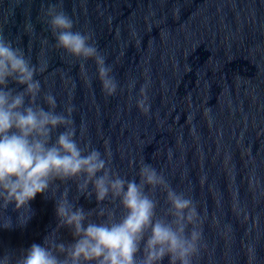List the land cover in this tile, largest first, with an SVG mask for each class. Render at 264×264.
Here are the masks:
<instances>
[{"label":"water","instance_id":"95a60500","mask_svg":"<svg viewBox=\"0 0 264 264\" xmlns=\"http://www.w3.org/2000/svg\"><path fill=\"white\" fill-rule=\"evenodd\" d=\"M52 5L73 20L72 31L93 34L117 81L114 95L101 90L93 59L84 62L86 79L80 59L55 46ZM0 35L45 65L34 76L37 103L48 110L50 93L56 112L73 106L81 147L102 158L110 151L108 166L125 179L138 182L149 164L196 204L202 246L193 264H264V0H0ZM142 87L147 114L136 104ZM53 185L29 201L24 224L23 209L0 210V257L46 246L54 229L57 242H74L69 227L57 229V199L67 189L69 201L89 211L95 194L78 193L73 180ZM165 195L152 194L158 215L168 207Z\"/></svg>","mask_w":264,"mask_h":264},{"label":"clouds","instance_id":"9594fccd","mask_svg":"<svg viewBox=\"0 0 264 264\" xmlns=\"http://www.w3.org/2000/svg\"><path fill=\"white\" fill-rule=\"evenodd\" d=\"M47 15L55 46L80 59L86 79L84 62L93 59L101 90L107 96L114 95L117 81L93 34L72 31L73 20L55 5ZM44 68L33 65L21 48L0 35V210L13 204L14 210L23 209L19 223H26L29 201L48 191L56 180H73L78 193H94L97 208L85 211L75 206L65 189L56 203L57 229L69 227L74 242H57L54 229L44 239L46 246L33 243L14 260L9 254L0 257V264H160L166 256L168 264H193L202 246H198L202 232L196 204L173 190L149 164L141 165L137 182L108 166L110 151L106 150L102 158L98 150H89V145L81 147L74 139V107L56 112V100L50 93L43 95L48 110L37 103L41 85L34 76ZM10 82L23 85V90L9 88ZM147 100L142 87L136 104L145 114L149 112ZM60 127L64 130L50 144ZM157 188L166 193L168 207L163 215L157 214L158 201L152 197ZM105 201L107 204L102 203ZM93 214L104 219L93 222ZM2 226L10 227V221L4 219Z\"/></svg>","mask_w":264,"mask_h":264}]
</instances>
